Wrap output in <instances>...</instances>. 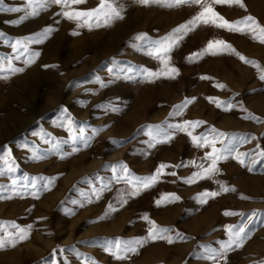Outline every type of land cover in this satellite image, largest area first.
Segmentation results:
<instances>
[{"label": "rangeland", "instance_id": "obj_1", "mask_svg": "<svg viewBox=\"0 0 264 264\" xmlns=\"http://www.w3.org/2000/svg\"><path fill=\"white\" fill-rule=\"evenodd\" d=\"M121 2L125 7L122 20L109 27L91 30H76L74 23L55 15L59 11L56 6L20 25L13 21L22 13H0V31L10 38L30 35L48 25L54 28L42 44L32 46L40 52L33 64L22 73L0 79V146L11 147L19 165L17 175L57 177L38 198L13 196L0 199V223L32 225L24 240L0 248V264H52L54 258L57 264H81L84 257L94 259L96 264H212L199 255V245L219 248L217 241L227 239L224 226L242 223L248 225L250 236L220 264H254L264 260V216L247 220V215L253 211L264 212V159L249 172L247 166L242 167L229 157L218 163L220 173L213 179L189 185L183 183V179L197 169L188 162L195 160L206 166L202 158L210 149H196L185 134L177 133L170 142L158 144L145 154L147 137L137 132L145 124H161L165 120L173 123L184 119L203 120L206 124L196 129L197 134L211 126L221 132L247 136L248 141L239 144L238 151L254 158L264 150V122L244 117L251 113L264 121V81L258 79L256 69L229 53L204 55L192 63L186 62L185 58L206 46L208 40L223 39L247 59L264 66V44L246 33L198 25L171 53L180 72L175 79L160 78L151 83L118 80L109 85L107 68L113 57L125 67L147 66L153 70L158 67L155 60L128 46L133 35L143 32L153 38L162 37L199 10L198 6L143 7L134 0ZM4 3L10 7H23L24 0H4ZM243 3L244 9L225 4L215 5V10L229 21L251 15L264 25V0H243ZM98 4L99 0H86L75 7L87 10ZM74 30L79 34L73 35ZM10 54V48L0 43V56ZM15 63L23 67L21 62ZM202 76L208 79H201ZM97 77L107 86L101 89L95 83ZM216 84L225 87L220 89L215 87ZM193 97L195 100L182 116L169 117L175 105ZM208 97L239 103L246 111L218 109ZM110 100L118 103L120 111L105 114L95 107ZM63 107L70 110L78 123L86 122L89 129L103 127L104 130L95 136L89 147L66 158L51 156L38 162L31 161L30 153L19 147L21 144L35 141L41 148L47 147L31 135L32 131L43 127L53 136L66 138V133L53 124ZM113 140L125 143L117 147ZM65 150L70 151L67 146ZM120 162L126 163L138 176L152 174L161 163L172 166L165 169V173L175 171L176 175H163L153 188L130 198L122 206L117 204V210L107 217L105 211L109 202L116 203L117 190L125 185L113 184L99 199L93 198L83 206L71 203L80 201L82 192L90 191L84 178L98 187V177L105 181L111 177V170L104 166ZM176 165L182 166L176 168ZM214 180L222 181L236 191L221 192L205 204L197 203L194 197L201 191H219V184ZM7 183L6 177H0V185ZM161 193H175L181 200L156 206L154 201ZM225 211L243 212L245 216H225ZM144 214L158 226L171 228L169 235L173 242L146 240L122 261L103 251L100 245L105 239L145 237L148 225L140 219ZM5 226L14 231L8 223ZM176 233L181 238H176ZM69 246H75L80 258L69 250ZM61 248L65 249L63 254ZM53 250H56L55 257Z\"/></svg>", "mask_w": 264, "mask_h": 264}, {"label": "snow or ice", "instance_id": "obj_2", "mask_svg": "<svg viewBox=\"0 0 264 264\" xmlns=\"http://www.w3.org/2000/svg\"><path fill=\"white\" fill-rule=\"evenodd\" d=\"M86 0H24L23 7H10L5 5L4 0H0V13H22L19 18L13 23L20 25L30 18L37 17L40 13L48 11L52 6H56L59 11L56 16L75 24V29L87 28L89 30L93 28L109 27L114 22L122 20L124 18L125 7L121 0H99L97 7H93L87 10H81L75 6L84 4ZM134 2L143 7L147 6H160L166 8L181 7V6H198L199 10L195 15L191 16L186 22L181 23L171 32L166 35L153 38L147 33H137L133 35L129 41L128 46L138 52H142L149 56L151 59L158 63V67L153 70L147 66L131 67L123 66L121 62L113 57L111 64L107 68V75L109 77L108 84L113 81L125 80L135 82H154L156 79H175L179 76V69L174 65L172 61L171 53L174 49L178 48L184 38L189 32L194 30L198 25H208L216 29L226 30L232 33L249 34L253 40H258L261 44H264V25H261L253 16L247 15L236 21H229L224 16L220 15L215 10V5H236L241 9L245 8L243 0H134ZM59 23V20L56 21ZM74 30L73 35H78L79 32ZM54 31L52 25L45 26L42 30L36 31L30 35H24L17 38H10L4 32L0 31V43H3L6 47L10 48L11 54L0 56V79H7L13 75L22 73L27 66H30L40 56V52L34 50L33 45L42 44ZM223 53H229L235 55L240 61L245 64L251 65L256 69L258 79L264 81V66H261L256 61L249 60L242 54L236 51L231 44L223 39H210L206 46L198 51L190 53L186 58V62L192 63L204 55H218ZM15 62H21L23 67H19ZM49 67V66H45ZM51 67H56L52 65ZM201 79H208V77H201ZM95 83L102 89L106 87V83L103 79L97 77ZM215 87L223 89V84H216ZM92 94L95 95L96 91L93 90ZM118 99V98H117ZM210 103H213L216 108L222 110H230L233 108H240L242 111V105L239 103H232L224 101L216 97L207 98ZM195 98H185L180 104L173 107L169 113V117L175 118L183 115L185 109L193 103ZM83 106V101L80 102ZM101 112L107 114L109 112L115 113L120 111L118 103L115 100L102 102L95 105ZM60 116L53 124L55 127L63 130L66 133V138L53 136L50 132L46 131L43 127L38 130L32 131L33 137H38L40 144L47 145L46 148H41L35 141L29 143L25 142L19 147L30 153L29 159L33 162L48 159L51 156H56L60 159L77 153L82 148L90 146L92 140L97 134L104 130L103 127H94L89 129L86 122H77L70 110L66 107L60 109ZM245 119H251L258 122L259 118L248 113ZM206 124L203 120H181L180 122H171L165 120L161 124H145L137 132H142L147 140L144 141L146 145L145 154L147 150L154 148L161 143L170 142L177 133L185 134L193 147L196 149L207 148L210 151L205 152L202 158L205 163H197L195 160L189 161L196 171L192 173L190 177L184 178L183 183L193 184L203 179H213L214 176L220 173L218 163L231 157L242 167L247 166L249 172L254 170L255 164L264 159V150H260L253 158L249 153H242L238 151V145L246 143L248 137L235 133H225L217 130L215 127L209 126L204 131L196 133V129ZM90 132V134H89ZM252 139H255L254 137ZM112 143L117 147H120L125 143L124 141H115ZM219 144V147H217ZM65 146L70 151L65 150ZM0 151V177H6L7 184L0 185V199H10L13 196L24 197L31 196L38 198L39 195L48 190L57 179L55 176L35 175L30 176L25 173L22 176L17 175L19 171V165L12 154V149L9 145L5 144ZM259 149V145H257ZM247 158V159H246ZM182 165H176V168ZM106 169L111 170V177L105 181L103 177H98L99 186L93 185V182L85 179V182L89 184L90 191L88 193H81V200H73V205L79 204L83 206L85 203H90L93 198L99 199L103 193L111 189L113 184H123L126 187L117 190V196L114 198L116 203L109 202L105 211V217L110 212L117 210L118 205H124L130 198L138 196L141 192L153 188L163 175L175 176L176 172L165 173V169L172 167L168 164L161 163L156 167L155 171L146 176H138L132 173L126 163L120 162L114 165H105ZM214 183L219 184V191L204 190L194 197L197 203L205 204L209 198H215L221 192L232 191L235 192V188L227 187L224 182L214 180ZM8 193V195H5ZM244 198V197H242ZM181 200L179 195L175 193H161L160 197L154 201L156 206L162 204L178 202ZM225 216L239 215L245 216L243 212L225 211ZM261 215L264 216V212L253 211L247 215V220L250 222L253 217ZM148 225L147 235L145 237L133 238V239H121L116 238L105 239L100 245L103 251L111 255L115 260L122 261L127 258L129 253H135L137 248L142 245L146 240L164 239L168 243L173 242V237L169 235L172 232L171 228L160 227L155 221L151 220L147 214L140 217ZM8 223L14 231H9L5 224ZM32 225L20 226L15 222H2L0 223V232L3 235L0 236V248H3L5 244H16L17 241L24 240ZM224 232L227 236L225 240H219V248H214L211 245H199L201 251L199 255L212 264H220L221 260L226 262V256L234 249L241 248L245 240L250 236V230L246 223L240 225L227 224L224 226ZM176 238H181L179 233H176ZM187 239V237H183ZM69 250L76 253L77 258H80L81 254L76 250L75 246H69ZM55 251L53 250V256L55 257ZM61 254L65 252V249H60ZM194 255L196 253H193ZM52 264H57L55 258ZM81 264H96L95 260L90 257H84ZM254 264H264V260L254 262Z\"/></svg>", "mask_w": 264, "mask_h": 264}]
</instances>
